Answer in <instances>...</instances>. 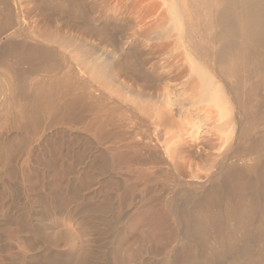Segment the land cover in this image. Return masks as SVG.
<instances>
[{"label":"bare ground","instance_id":"obj_1","mask_svg":"<svg viewBox=\"0 0 264 264\" xmlns=\"http://www.w3.org/2000/svg\"><path fill=\"white\" fill-rule=\"evenodd\" d=\"M32 1L0 0V173L14 178L16 165L40 161L36 145L72 147L65 132L84 134V147L108 140L114 158L130 150L134 162L118 196L126 208L164 206L173 224L162 252L140 239L160 261L136 264H264V0H157L152 14L132 0L141 51L119 44L120 26H91L83 0ZM139 54L156 75L125 63ZM101 206L72 217L80 251L49 264H94L125 236ZM50 208L43 228L58 218Z\"/></svg>","mask_w":264,"mask_h":264},{"label":"rangeland","instance_id":"obj_2","mask_svg":"<svg viewBox=\"0 0 264 264\" xmlns=\"http://www.w3.org/2000/svg\"><path fill=\"white\" fill-rule=\"evenodd\" d=\"M23 1L29 3L30 7L34 5L32 0H30L32 5L29 0ZM128 1L83 0V10L86 7L87 11L82 10V14L86 13V20L93 27L108 23L111 29L116 32L121 29L122 36H124L120 37L118 42L125 48L139 46L136 50H146L143 44L141 46V42L133 40L131 33L132 26L135 25L133 22L134 13L132 14L130 10L132 0ZM150 1L144 0L142 5L147 11L153 8L152 11L150 10L152 14L158 11L159 6L157 0H155L157 4H154L156 3L154 0L151 3ZM150 5L152 6L150 7ZM33 11L34 9L31 14L34 15ZM37 14L38 17L32 15V19L31 15L30 17L24 14V17H29L35 23L34 18L40 20L42 16L39 17V12ZM74 14H76L75 17H78L81 12L76 11ZM26 22L30 24L29 21ZM62 22L61 19H58L54 24H59L58 28L71 35L86 38V41L92 40L93 43L99 41L98 37L84 34L77 26L65 25ZM135 58L136 60H134ZM135 58H128L125 63L142 64L141 66L146 68L148 75L151 77L156 75V72L151 69L150 61H147L150 59L147 54H139ZM77 133V131H73V133L71 131L64 134L65 139L70 138L75 141L73 142L75 145L72 147H66L65 144L63 146L60 143L58 149H55L50 147L49 142L41 146L36 145V148L38 147L36 155L40 161L37 162L33 157H29V161L25 165H16V177L9 178L0 173V264H49L46 259L53 260L78 253L85 237L78 226L73 223L72 217H82L81 215L87 214L89 209L93 211V209L107 204L109 210L104 217L111 223L109 228L115 231H124L125 236L116 238L110 245L105 246L104 244L105 258L99 259L94 264H136L137 257L150 259L154 262L160 261V255L151 256L146 249L140 248V239L150 241L152 248L156 251L159 247L158 253L168 246H173V236L170 230L173 224L164 206L148 205L135 209L133 208L135 206L130 204L128 209L131 211H128L124 219L121 218V214L128 210L126 203L119 198L122 190L121 181L132 182L134 178L133 173L129 170V164L133 165L134 163L131 151L122 149L127 159L114 158L112 154L119 150L114 149L115 152L111 153L113 150L111 152L108 150L110 148L108 140L98 142L95 138H91L90 144L84 147L82 142L79 143L81 141L79 137L84 134ZM56 139L61 142L60 136ZM99 154L102 155V159L98 157ZM46 204L49 208L54 207L53 211L57 212L58 218L46 222L47 227L43 228V222L40 223L41 220L38 219V216L44 213L43 207ZM164 223H168L171 228H165ZM96 243L100 245V240ZM97 248L95 247V249Z\"/></svg>","mask_w":264,"mask_h":264}]
</instances>
